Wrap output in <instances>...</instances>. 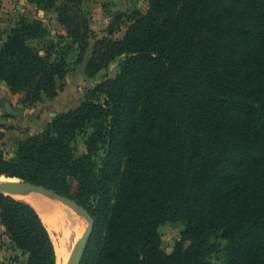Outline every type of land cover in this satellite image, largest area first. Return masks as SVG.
Returning <instances> with one entry per match:
<instances>
[{"label":"trees","instance_id":"1","mask_svg":"<svg viewBox=\"0 0 264 264\" xmlns=\"http://www.w3.org/2000/svg\"><path fill=\"white\" fill-rule=\"evenodd\" d=\"M29 1L63 30L49 39L43 20L21 17L0 45V82L32 106L58 95L69 54L86 53L93 29L85 0ZM119 15L131 23L125 35L97 40L86 65L93 76L124 55L116 77L14 157L0 148V177L66 196L76 181L77 202L105 224L91 264H208L216 253L221 264H264V0H149ZM90 125L88 153L76 158ZM166 222L185 225L172 253L161 248ZM0 225L22 264H57L31 204L0 193Z\"/></svg>","mask_w":264,"mask_h":264},{"label":"rangeland","instance_id":"2","mask_svg":"<svg viewBox=\"0 0 264 264\" xmlns=\"http://www.w3.org/2000/svg\"><path fill=\"white\" fill-rule=\"evenodd\" d=\"M95 1L85 0V7L87 13V20L90 23V26L93 29V36L90 38V46L87 48V51L84 55H79V51L75 50L67 59V68L68 73L60 84V91L55 98L43 97L40 101L35 103L32 106L27 104L20 103L19 96L11 95L9 87L5 82H0V148L5 151L8 157H14L17 150L18 144L30 136L33 129V123H37V116L41 117L40 126H35L36 130L40 129L43 126V123L47 121L49 116V111L52 108H57L53 102H58L59 108L61 110H68L79 103L84 99V96L89 88L96 86V84L105 81L107 78H114L120 70V63L124 58L123 56L117 57L114 61L110 63L108 68L100 70L93 76H89L86 72V65L92 56V52L98 48L97 40L102 38H122L128 26L131 24L127 16H120V12H125L129 15H132L136 11L145 12L149 7V0H131L130 8L122 9L125 6L123 5L118 8V5L114 0H101L98 6H95ZM124 10V11H123ZM0 33L3 36L4 32L2 30H8L10 26L14 24V18L17 16L14 15L12 11L2 10L0 6ZM10 22V23H9ZM45 26L48 30V38L55 39L57 34L63 33L61 25L57 22L56 15L54 13H49L45 17ZM117 26H120L117 30ZM115 30V33L110 34L109 30ZM33 45L42 47L46 44L45 40L33 41ZM47 114L42 116V114ZM93 127L90 125L84 131L80 132L76 138V141L73 143L74 155L76 158H80L83 155L88 153L87 150V138L92 133ZM103 155L102 151H98L97 155L92 156V160L95 162H100V158ZM4 178H13L15 181H24L16 177H5ZM31 183V182H30ZM35 184V183H33ZM39 185V184H38ZM42 186V185H41ZM52 190V189H51ZM54 191V190H53ZM37 195H44L39 192L32 191ZM77 192V182L74 181L72 185V190L69 193L70 198L76 200ZM5 195H11L14 198H18L15 193H4ZM46 196V195H44ZM48 196H46L47 198ZM50 198V197H49ZM54 201L56 199L50 198ZM20 200H22L20 198ZM77 201V200H76ZM59 202V201H58ZM62 203V202H61ZM64 204V203H63ZM66 207H68L66 205ZM40 216L42 217L44 223L46 224L53 244L57 246H62L69 252H72L75 244L81 238L86 228L89 225L88 219L78 213H75L78 216L77 225H80V233L77 237L76 235V226L70 228V235H64L58 224H56L49 214L45 210H38L35 208ZM73 211V210H72ZM100 223L95 224L93 233L88 241L87 247L85 249L84 256L81 263L91 264L94 257L96 256L98 246L101 242L102 236L105 230V224L102 219ZM74 218L72 217L71 222L76 224ZM73 229V230H72ZM75 229V230H74ZM185 230V225L182 222H166L159 227V233L161 236V248L167 252L172 253L179 241L183 238V231ZM71 237V238H70ZM191 244L190 240L185 242V247ZM70 249V250H69ZM56 252V248H55ZM17 253L12 250V247L9 245L8 239L0 235V261L2 264H21L22 257L20 256L19 260L16 259ZM69 256V255H68ZM68 261V260H67ZM57 262V254H56ZM67 263V262H66ZM220 255L218 253L213 254L208 259V264H221Z\"/></svg>","mask_w":264,"mask_h":264},{"label":"crops","instance_id":"3","mask_svg":"<svg viewBox=\"0 0 264 264\" xmlns=\"http://www.w3.org/2000/svg\"><path fill=\"white\" fill-rule=\"evenodd\" d=\"M95 3V6L97 7L98 4L101 2V0H93V2ZM115 3L118 5V8L121 9L120 7H122L123 5L125 6L122 9H128L130 8V4H131V0H114ZM123 4V5H122ZM1 9L2 10H9L12 11L14 13L15 16H17V18H14V24L12 26H10L8 28V30H2L4 33V35L2 36L0 33V45L2 44V42L6 39L8 32L11 30V28H13L15 26V24L17 23V21L21 18V17H27L29 19H41L43 20L44 24H45V17L49 14V13H53V12H47L43 9L38 8L34 3L30 2L29 0H1ZM124 11V10H123ZM1 14V13H0ZM55 14V13H54ZM56 15V14H55ZM57 18V16H56ZM58 22V20H57ZM10 23V22H9ZM0 26H2L0 24ZM1 28V27H0ZM62 28V26H61ZM2 39V40H1ZM57 108H51L49 111V116L47 121L43 123V126H41L40 129L36 130L38 128V126H40L41 124V117L37 116V123L34 122L33 123V129L32 131H29L28 133L31 134H37L42 132L46 125L51 122L56 115H58L59 113L65 112V111H69L71 109L76 108L78 105H76L75 107L68 109V110H61V108H59V103L58 102H53ZM47 115L42 114V116ZM35 126H37V128H34ZM0 235L6 237L8 239L9 245L12 247V250L15 251V253H17V255H21L22 260L24 261L26 259V256L22 255L21 251L19 249H17L15 247V245L11 242L10 238L7 236V234H5V229L3 227V225H0ZM22 264V263H21Z\"/></svg>","mask_w":264,"mask_h":264},{"label":"water","instance_id":"4","mask_svg":"<svg viewBox=\"0 0 264 264\" xmlns=\"http://www.w3.org/2000/svg\"><path fill=\"white\" fill-rule=\"evenodd\" d=\"M23 191H35L42 193L50 198L56 199L57 201L67 205L76 213L88 219L89 225L81 236V238L75 244L70 259L68 261V264H81L85 249L87 247L88 241L93 233L95 226V219L90 213V211L76 200L70 198L69 196L62 195L44 186L33 184L27 181H0V193L8 192L20 194Z\"/></svg>","mask_w":264,"mask_h":264},{"label":"bare ground","instance_id":"5","mask_svg":"<svg viewBox=\"0 0 264 264\" xmlns=\"http://www.w3.org/2000/svg\"><path fill=\"white\" fill-rule=\"evenodd\" d=\"M15 180L16 179H13V178L0 177V181H15ZM16 196H18L19 199L21 198L22 200L28 202L29 204H31L33 207L37 208L38 210H42V209L45 210L49 214V216L52 218V220L56 224H58L59 228L61 229L64 235H67V234L70 235L69 234L71 232L70 228H74L77 225L76 221H78V219L80 218V217L78 218V216L75 215L72 209H70L69 207H66L65 204L58 202V201H54L50 199L49 197L46 198V196L44 195L40 196V195H37L36 193H33L32 191H23L22 193L17 194ZM72 217L74 218V221L76 220L75 221L76 224L71 222ZM79 227L80 225L76 226V230L74 229L77 237L79 236V233H80ZM55 248H56V254H57V264H68V261L70 259L72 252H70L69 254V252L66 250L67 248L65 249L63 245L57 246L55 244Z\"/></svg>","mask_w":264,"mask_h":264}]
</instances>
